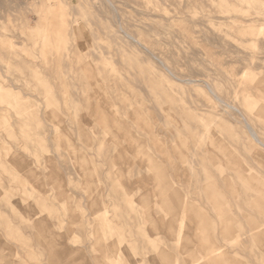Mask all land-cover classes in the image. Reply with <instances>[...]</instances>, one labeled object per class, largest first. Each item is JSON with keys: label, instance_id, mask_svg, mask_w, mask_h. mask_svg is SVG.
Instances as JSON below:
<instances>
[{"label": "rangeland", "instance_id": "obj_1", "mask_svg": "<svg viewBox=\"0 0 264 264\" xmlns=\"http://www.w3.org/2000/svg\"><path fill=\"white\" fill-rule=\"evenodd\" d=\"M0 264H264V0H0Z\"/></svg>", "mask_w": 264, "mask_h": 264}, {"label": "bare ground", "instance_id": "obj_2", "mask_svg": "<svg viewBox=\"0 0 264 264\" xmlns=\"http://www.w3.org/2000/svg\"><path fill=\"white\" fill-rule=\"evenodd\" d=\"M54 19H57V16H56V14H54ZM61 27H62V24H61ZM252 132V131H251ZM252 136V135H251ZM252 138H253V136H252ZM255 139V138H254Z\"/></svg>", "mask_w": 264, "mask_h": 264}]
</instances>
